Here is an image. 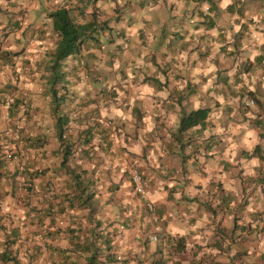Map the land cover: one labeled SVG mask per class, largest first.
<instances>
[{
    "label": "crops",
    "instance_id": "crops-1",
    "mask_svg": "<svg viewBox=\"0 0 264 264\" xmlns=\"http://www.w3.org/2000/svg\"><path fill=\"white\" fill-rule=\"evenodd\" d=\"M110 2L112 0L97 2L94 0H0V58L7 56L10 59L11 53L21 48L19 46L24 38L26 41H39L43 40L48 33H53L57 40L53 29V19L50 17L55 10L66 6L75 11L73 15H78L77 13L84 8L85 15L78 16L89 18L90 13L93 14V8L98 11L99 6L104 10ZM150 2L155 1L125 2L126 16L123 20L120 17L118 20H111L109 25L114 28L112 32L116 31L121 38L129 36L132 41L130 49L134 43L145 41L147 31L151 29L155 30V35L163 43L164 40L171 41L169 38L173 39V42H176V39H185L187 44L184 45L186 49L182 55L186 60L190 53L187 50L188 44H192L193 40L201 37L200 48H203L204 53L207 52V54L200 56L197 65H189L186 62L184 71L175 68L170 71L175 77L176 73L182 72L185 75L181 84L168 86L159 84L157 89L153 87L154 83L151 87H140V93L129 100L132 104L131 116H136L138 109L149 105L156 106L153 112L151 111L155 116L172 117L178 112H181L182 116L183 113L206 106L212 108V113L203 126L198 125L182 132L188 134V137L194 135V138L206 140L207 143L203 146L193 142L186 147L182 139L177 137L181 142L176 140L174 129L162 136L169 143L170 149L167 147L166 152H171L170 156L166 157L162 154V158H166L167 162L163 163L161 154L157 156L155 153L152 165L155 169L161 170L162 164H166V170L168 171L169 168L171 170L167 172L168 177L159 176L154 181L148 180L153 188L159 186L160 190L155 188L153 192H149L148 196L142 197L134 193L130 181L123 179L117 191L121 193L119 196H123L124 201H118L147 206L155 202L152 204L155 209V230L160 231V238L164 240L165 236L181 238L193 236L197 241L194 244H197L202 237L204 241L205 235L213 231L212 229H219L218 234L222 235L221 231H224L226 225L225 217L241 207L237 202L241 201L243 191L247 189L246 181L251 180L249 185L252 186V195L256 196V200L263 197L264 111L261 114H255L253 111L245 110L243 93L245 91L255 93L256 86H262L264 77L262 79L256 72H259V67L264 66V57L256 56L255 59L251 57L250 61L255 62L254 67L246 72L244 80H240L239 77L245 72L241 64V51L244 47L242 36L235 33H238L241 26L238 24V19L244 22V16L248 12L254 11L250 19H257L264 15V0H157V4L149 6ZM208 6H211L214 11L203 12L205 8H209ZM189 9H192L190 15ZM154 14H163L165 18L156 20L157 18H152ZM221 15L225 16L232 29L226 26L221 27V23H217V18ZM216 31L221 33L220 36L215 34ZM211 44H213L212 47ZM211 55L216 57V62L219 58L218 65L212 61ZM181 65H183L182 62ZM9 68V72L14 71V66L8 62L2 67L4 72ZM7 81L4 83L13 82L10 79ZM217 87L220 91L216 90ZM43 93L44 96L39 97L44 102L46 114H49L51 118L50 123H54L55 126L51 99L45 96L46 91ZM11 100L5 99L4 103L0 98V137H4L0 140V146L2 144L5 146L4 150L0 148V264H14L8 259L3 261L1 256L5 251H8L6 254L10 253L11 256L19 255L18 257L24 263L29 264L25 251L32 254L35 247L46 248V242L50 241L47 235L50 230V217H46V214L50 211L49 207L53 205V195L56 196L54 201L57 207L60 203H66L62 194L68 190V177L63 172L64 169L60 167L62 157H57L53 153L54 145L47 144L51 154L54 155L52 160L49 157H43V151H38L37 155L32 149L24 148L25 141L19 139L21 137L19 135L24 131L14 128L13 119L11 120L9 114ZM189 106L192 108L189 109ZM38 113L39 109L33 108L28 119H36ZM44 123L43 130L47 132L49 124ZM36 131L33 130L30 135L38 134ZM178 142L183 143L184 146L178 145ZM257 146H260V149L255 152ZM202 147H206L205 151ZM47 150L44 149L46 152ZM17 151L23 152L24 157L21 158H26V161L29 159L27 161L29 164L32 162L33 169L44 168L43 174L37 176L36 173L34 175L25 173V176L17 177L19 162L8 156V153L13 155V152L15 154ZM194 151H199L202 155ZM246 152L249 155H246ZM189 155H191L190 159H188ZM181 168L184 169L181 170ZM186 179L188 181H185ZM100 183V181L96 182L98 189L106 186L101 184V187ZM185 183L186 186H183ZM28 184L32 186L29 189H27ZM116 188L118 185L108 187L107 190L111 191L102 195H99L103 191L100 190L97 198L100 196L103 199L108 194H112L108 201L110 204L117 196L113 193ZM125 207L127 210L131 208L128 204ZM140 210L143 208L141 207ZM71 212L74 213V211ZM75 213L81 214L76 210ZM65 223L67 224V220L58 222L64 226ZM138 237L142 239V235ZM156 237L159 239L158 233ZM187 239L177 242L175 247L178 251L185 250ZM140 242L138 241L142 245ZM69 244L71 242L65 237L60 240L61 246ZM50 254V251L43 249L42 258L45 263L52 262ZM81 255L84 256L87 253H81Z\"/></svg>",
    "mask_w": 264,
    "mask_h": 264
},
{
    "label": "rangeland",
    "instance_id": "rangeland-1",
    "mask_svg": "<svg viewBox=\"0 0 264 264\" xmlns=\"http://www.w3.org/2000/svg\"><path fill=\"white\" fill-rule=\"evenodd\" d=\"M129 1L112 0L104 10L99 6L98 11L93 8V14L90 13L89 19L96 13L98 19L102 22L108 20L111 23V20H118L119 17L123 20L126 16L124 4ZM154 4H157V2H153L149 6H154ZM191 12L192 9H189L188 14L190 15ZM203 12L212 11L205 8ZM253 13L254 11H250L245 14L244 22L238 19V24L241 26L238 33H235L242 36L244 47H242L243 51H241V64L245 72L239 77L240 80H244L246 72L251 71V68L254 67L255 62L250 61L251 57L253 59L256 56L264 57V15L257 19H250ZM79 16L75 15L76 18ZM152 18L162 20L165 15L154 14ZM81 19L83 18L81 17ZM217 23H221V27L231 28V24L227 22L223 15L217 18ZM215 34L220 36L221 33L216 31ZM103 35L101 47H85L79 54L67 59L66 70L72 80L70 90L73 93L71 101L68 104L66 103L63 109L65 111L70 110L73 115L79 117L78 120L80 121L73 120L70 123L69 131L66 133V136L72 138L74 142L80 135L81 129L85 128L89 123H99L96 126L97 138L93 141L94 147H90L93 144L82 145L79 141L80 145L75 155L71 156L69 165L70 163L75 166L79 165V167L82 165L83 168H88L90 171L99 170L100 179L98 181L101 182L100 186L102 187L101 184L106 185L104 188L99 189V191L103 190V193L111 191L107 190L108 187L118 185V188L113 192L117 196L110 204L108 201L112 194H108L107 197L102 199L100 214L103 218L113 222L115 224L114 227L120 228L122 234L118 235V241L124 243V247L126 238H129V248H125L124 253L128 254V258L131 256L135 257L136 264H138V261H143L144 263L141 262L142 264H264V190L261 188L263 197L256 200V196L252 195V186L249 185L251 180L246 181L247 189L243 191L241 201L237 202L241 207H238L233 212H230L229 216L225 217L226 225L224 226V231H221L222 235L218 234L219 229H212L213 231L208 234L205 235L204 233L206 239L203 241L204 237H202L197 244H194L197 241L194 240L193 236H184L188 238L184 251H178L175 247L181 237L165 236L163 240V238H160V231L155 230V209L152 205L155 202L151 201L153 203L147 206L127 201H125V204L122 201H118H124L123 196H119L121 193L117 191L123 179L130 181L132 185L130 186L134 188L130 174V170L133 167L139 169L148 184L147 195L144 197L148 196L150 191L153 192L155 188L160 190L159 186L153 188L148 180L154 181L159 176L168 177L166 175L171 168L167 171V168H165L166 164H162L161 170L155 169L152 164L154 162L153 155L157 154L158 156L161 154V158L162 154L166 157L170 156L171 152H166L167 147L170 149L169 143L162 136L170 133L171 129L175 130L176 140L177 137L182 139L186 147L193 142H197L200 146L207 143L204 139L194 138V135L193 137H188V134L178 131L182 117L181 112L175 113L172 117L155 116L152 112L156 106L149 105L138 109L139 112L136 116H131L132 104L129 103V100L134 99V96L140 93V87H151V84L154 83L153 87L157 89L159 84L167 86L181 84L183 78L185 79V75L181 72L182 75L176 73L175 77L170 71L173 68L184 71L186 62L189 65H197L198 59L201 58L200 56L207 54V52L204 53V49L200 48L202 39L198 37L199 39L193 40L192 44H188L187 50L190 53L189 58L186 60L182 55L186 49L184 45L187 44L185 39H176V42H173V39L169 38L171 41L164 40L163 43L155 35L154 29L147 31L146 40L134 43L132 49H130L132 41L129 36H127L128 38L125 36L121 38V35L114 30L107 35L103 33ZM238 35H236L237 38H239ZM56 42L57 40L53 33H48L43 40L39 41H26L24 38L19 46L21 48L13 51L10 59L7 56L0 58V77L4 81L12 80L13 84L19 81L16 93L19 96L26 97L27 102H31L33 105L32 108H29V116H31L33 108L39 109L36 119L30 121V124L27 121L28 117L21 122L17 120L20 125L17 129L23 130V134H31L40 125L44 128V122H46L49 124V129L47 130L49 136L48 145L52 144L58 147L59 143L55 139L54 134V123H50L51 118L49 114H46L43 106L44 102L39 97L44 96L43 92L46 91L43 85L44 80L41 77L42 73L41 71L36 72L40 68V63L46 59L47 53L55 48ZM212 46L213 44H211ZM215 60L216 57L212 56V61L216 62ZM218 60L216 62L217 65ZM7 62L14 66V71L9 72V68L4 72L2 67ZM181 62L183 65H181ZM177 65L180 67H176ZM258 69L259 72H256V74H259L263 79L264 66ZM263 83L262 81V86H256L255 93L250 91L243 93L245 110L253 111L255 114H261L264 111ZM216 90L220 91L218 87ZM249 98L255 99L254 105L249 106L246 104V100ZM27 107V103L22 106V113L27 110ZM191 108L189 106V109ZM148 111L149 114H147ZM180 139L178 140L180 141ZM110 143V149H105ZM183 143L178 142V145L184 146ZM45 149H48L47 152L45 151V157H49L50 160L54 159L52 158L54 155L49 150L50 148L46 146ZM83 149L90 151L91 154H84ZM202 149L205 151L206 147H202ZM190 150L192 149L190 148ZM194 152L199 153V151ZM191 155H189L188 159H190ZM199 155L202 154L199 153ZM8 156L13 158L14 152L13 155L8 153ZM17 159L19 162L20 159L18 157ZM161 161L167 163L166 158ZM51 162L53 164L54 160ZM110 164L111 167H109ZM70 166L73 167L72 165ZM183 169L181 168V170ZM185 181H188V179ZM170 184L173 183L170 182ZM183 186H186V183ZM179 187L182 188L181 185ZM127 204L131 206L129 210L125 207ZM141 207L143 210H140ZM126 220L135 222L129 221L128 226L125 228L122 222ZM68 223L70 224V221H67ZM148 226H150L149 229ZM157 232L159 239H152L151 237L156 236ZM138 235H142V239ZM138 241H141L142 245ZM145 244L147 245L145 246ZM208 244L210 247L206 246ZM131 264H134L132 260Z\"/></svg>",
    "mask_w": 264,
    "mask_h": 264
},
{
    "label": "trees",
    "instance_id": "trees-1",
    "mask_svg": "<svg viewBox=\"0 0 264 264\" xmlns=\"http://www.w3.org/2000/svg\"><path fill=\"white\" fill-rule=\"evenodd\" d=\"M97 1L98 0H94V2ZM153 1L156 2L157 0ZM151 4L153 3L151 2ZM208 7V10L214 11L211 6ZM74 13V10L64 6L50 14V17L53 19V29L58 39L55 48L47 53L46 59L40 63V68L36 71H41V77L46 87L45 96L51 99L56 126L54 134L55 139H57L59 143V146L55 147L53 153L57 157H62L60 167L64 169L63 172L68 177V190L64 191L62 194V196L64 195L66 203H60L57 207L54 201L56 196L53 195V205L49 207L50 211L46 214V217H50V230L47 232L50 241L46 242V248H43V246L35 247L32 254H28L27 251H25V257L29 258V264H34L35 260V264H131V260L136 264L135 257L131 256L128 258V254L124 253V249L129 248V238H126L124 247V243L118 241V235L121 233L120 228L114 227L115 224H113V222L103 218L100 214L102 210V206L100 207L102 198L100 196L97 198L99 189L96 186V182L100 179V171H90L88 168H83L82 165H80V167L79 165L75 166L71 163L70 165L73 167L69 165L70 158L75 155L80 143L82 145L93 144L94 139L97 138L96 126L99 125V123H89L85 128L81 129L80 135L76 138L75 142L74 140L72 141V138L66 136L70 128V123L73 120L80 121L78 120L79 117L72 114V111H65L63 109L65 104L71 101L73 93L70 90L72 80L69 78L66 70V61L69 57L79 54L85 47H101L103 39L102 34H109L112 31V27L109 25L108 20L103 22L100 21L97 14H94L90 19L83 18L85 19L83 20L80 17L76 18L77 16L75 17V15H73ZM78 15H85L84 8L80 10ZM5 81L0 77V98L4 103L5 99H13L9 106V114L11 120L13 119L14 128H17L20 126L17 120L21 122L25 118L30 117L29 108H32L33 105L31 102H27L28 100L26 97L19 96V94L16 93V89L18 88L17 83L19 84V81L15 82L16 84H5ZM257 102L259 103L258 100ZM26 103L28 106L27 110L22 113V106ZM211 113L212 108L210 106L194 109L189 113H183L178 131L182 133L198 125L203 126L208 121ZM32 120L30 118L27 121L30 124ZM37 128L36 132H38V134L34 136L30 135V133L21 134L19 135L21 136L19 139L25 141L24 148L32 149L34 154L37 155L38 151H43L42 156L45 157L46 153L44 149L49 143V136L41 125ZM2 139H4V137H0V140ZM90 147H94V144ZM110 147L111 143L108 144L105 149L109 150ZM0 148L4 150V144H2ZM259 149L260 146H257L255 152ZM83 151L86 155H89V153L91 154V152L86 149H83ZM22 154V151H17L13 156L14 159H17V157L20 159L16 176L23 177L26 174L34 175L35 173L37 176L40 174L42 175L44 168L33 169L32 162L29 164L27 162L29 159L26 161V158H21L24 157ZM246 155H249V153L246 152ZM109 167H111V164ZM106 169L109 170L108 168ZM31 187V184H28L27 189ZM102 194L103 191L100 192L99 195ZM75 210L80 211L81 214H76ZM71 211H74V213ZM65 217L67 219H65ZM64 219L70 221V224H65V226L58 224L60 220L64 222ZM129 221L135 222L131 220L122 222L125 228L128 226ZM149 227L150 226H148V229ZM64 237L67 238L71 244L61 246L60 240ZM184 238L185 237H182L181 239ZM146 245L147 244H145V246ZM43 249L51 252V263L44 262L42 258ZM7 252L8 251L2 253L3 256L1 257L3 261L8 259L13 261L14 264H27L18 257L19 255L11 256L10 253L9 255L6 254ZM81 253H87V255L82 256ZM141 262L144 263L143 261H138V264H142Z\"/></svg>",
    "mask_w": 264,
    "mask_h": 264
},
{
    "label": "built area",
    "instance_id": "built-area-1",
    "mask_svg": "<svg viewBox=\"0 0 264 264\" xmlns=\"http://www.w3.org/2000/svg\"><path fill=\"white\" fill-rule=\"evenodd\" d=\"M255 101L253 99H248L247 104L251 105L254 104ZM130 174H131V180L133 182V190L134 193L136 195L142 196L144 197L145 195H147V188H148V184L145 182L142 174L140 173L139 169L136 167H133L130 170ZM152 239H157L156 236H152Z\"/></svg>",
    "mask_w": 264,
    "mask_h": 264
},
{
    "label": "clouds",
    "instance_id": "clouds-1",
    "mask_svg": "<svg viewBox=\"0 0 264 264\" xmlns=\"http://www.w3.org/2000/svg\"><path fill=\"white\" fill-rule=\"evenodd\" d=\"M253 100H255L254 98H253ZM248 100H246V102H247ZM247 104V103H246ZM255 104V103H254ZM254 104H251V105H254ZM248 105V104H247ZM251 105H249V106H251Z\"/></svg>",
    "mask_w": 264,
    "mask_h": 264
}]
</instances>
